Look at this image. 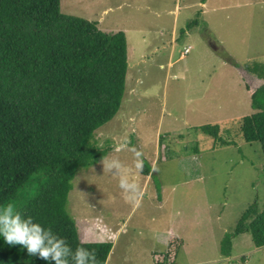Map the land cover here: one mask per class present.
Returning a JSON list of instances; mask_svg holds the SVG:
<instances>
[{
	"label": "rangeland",
	"instance_id": "obj_1",
	"mask_svg": "<svg viewBox=\"0 0 264 264\" xmlns=\"http://www.w3.org/2000/svg\"><path fill=\"white\" fill-rule=\"evenodd\" d=\"M202 3L60 0L63 12L126 35L120 106L89 142L109 146L104 157L139 192L125 194L103 157L77 170L66 203L80 239L111 240L105 264H264V247L248 232L233 236L229 255L219 251L221 236L264 194L261 144L239 130L259 83L244 66L264 62V0ZM215 122L233 142L197 127Z\"/></svg>",
	"mask_w": 264,
	"mask_h": 264
},
{
	"label": "trees",
	"instance_id": "obj_2",
	"mask_svg": "<svg viewBox=\"0 0 264 264\" xmlns=\"http://www.w3.org/2000/svg\"><path fill=\"white\" fill-rule=\"evenodd\" d=\"M244 67L259 83L250 93L253 111L241 116L239 130L244 140H258L264 155V62ZM126 70L123 30L104 31L96 20L65 13L60 0H0V209L11 204L73 250L94 249L99 264H105L111 240L80 239L66 203L77 170L109 149L89 140L118 110ZM197 127L221 144L233 142L221 136L217 122ZM140 170L150 173L145 158ZM262 176L264 182V161ZM241 232L264 247V194L261 201L249 202L234 229L221 236V254H230L232 238ZM0 264L49 262L3 238Z\"/></svg>",
	"mask_w": 264,
	"mask_h": 264
},
{
	"label": "clouds",
	"instance_id": "obj_3",
	"mask_svg": "<svg viewBox=\"0 0 264 264\" xmlns=\"http://www.w3.org/2000/svg\"><path fill=\"white\" fill-rule=\"evenodd\" d=\"M101 163L104 171L116 170L114 175L120 176L119 187L130 198H135L139 186L120 173V163L116 160L109 161L105 157ZM137 167L140 165L137 164ZM0 236L9 245H22L30 256L38 254L40 259L49 264H99L94 249L78 246L73 250L65 239L54 234L50 228L45 229L34 222L32 217H24L11 204L0 209Z\"/></svg>",
	"mask_w": 264,
	"mask_h": 264
},
{
	"label": "crops",
	"instance_id": "obj_4",
	"mask_svg": "<svg viewBox=\"0 0 264 264\" xmlns=\"http://www.w3.org/2000/svg\"><path fill=\"white\" fill-rule=\"evenodd\" d=\"M201 2H202V1H201ZM202 4H203V5L205 4V3H204V1H203V3H202ZM124 32H125V31H124ZM262 62H263V61H262ZM256 85H257V84H256Z\"/></svg>",
	"mask_w": 264,
	"mask_h": 264
},
{
	"label": "built area",
	"instance_id": "obj_5",
	"mask_svg": "<svg viewBox=\"0 0 264 264\" xmlns=\"http://www.w3.org/2000/svg\"><path fill=\"white\" fill-rule=\"evenodd\" d=\"M185 50H187V48Z\"/></svg>",
	"mask_w": 264,
	"mask_h": 264
}]
</instances>
